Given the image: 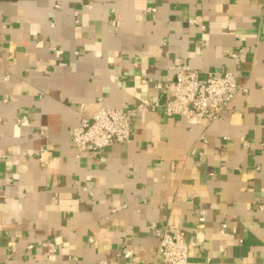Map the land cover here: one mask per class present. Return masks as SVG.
<instances>
[{"label": "crops", "instance_id": "0c3cea01", "mask_svg": "<svg viewBox=\"0 0 264 264\" xmlns=\"http://www.w3.org/2000/svg\"><path fill=\"white\" fill-rule=\"evenodd\" d=\"M180 65L237 75L221 119L148 107L78 151L82 116L163 102ZM262 204L264 0H0V264H164L153 222L186 264H264Z\"/></svg>", "mask_w": 264, "mask_h": 264}, {"label": "built area", "instance_id": "2783aa9c", "mask_svg": "<svg viewBox=\"0 0 264 264\" xmlns=\"http://www.w3.org/2000/svg\"><path fill=\"white\" fill-rule=\"evenodd\" d=\"M191 22L196 23V20L192 19ZM174 69V75L167 82L163 102L144 101L138 107L130 109L100 106L93 115L82 116L71 131L72 141L78 151H100L111 145L130 141L135 118L148 107L153 111L162 108L166 116H183L191 123H210L221 119L223 110L242 89L233 71L213 73L201 78L198 71L189 65H180ZM26 119V116H22L18 121ZM245 144L248 145V142ZM44 153L45 149L39 154L43 156ZM260 206L264 208V204ZM198 220L203 222L205 217H199ZM225 227L223 224L222 229ZM150 228L160 242L158 257L164 264L188 262L190 245L182 227L170 224L161 226L153 222ZM90 241L94 240L90 238ZM47 248L51 254L57 251L52 241L47 242ZM123 256L129 258L131 251L125 249Z\"/></svg>", "mask_w": 264, "mask_h": 264}]
</instances>
